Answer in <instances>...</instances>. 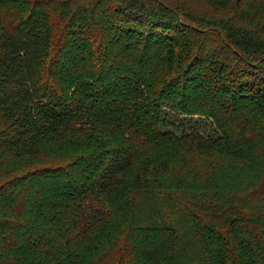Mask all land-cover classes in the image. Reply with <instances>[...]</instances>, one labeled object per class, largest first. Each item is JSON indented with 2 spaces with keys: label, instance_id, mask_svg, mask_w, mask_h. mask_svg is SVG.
Segmentation results:
<instances>
[{
  "label": "trees",
  "instance_id": "16d2710c",
  "mask_svg": "<svg viewBox=\"0 0 264 264\" xmlns=\"http://www.w3.org/2000/svg\"><path fill=\"white\" fill-rule=\"evenodd\" d=\"M10 153L42 163L0 169L7 264H82L126 214L117 264H264V0H0Z\"/></svg>",
  "mask_w": 264,
  "mask_h": 264
},
{
  "label": "rangeland",
  "instance_id": "374dc122",
  "mask_svg": "<svg viewBox=\"0 0 264 264\" xmlns=\"http://www.w3.org/2000/svg\"><path fill=\"white\" fill-rule=\"evenodd\" d=\"M165 114L167 115L166 117V121L169 123L168 126L166 127V129L175 131L176 133H179L181 128L183 126L188 127L189 125H193L195 126L198 130H200L202 133H204L207 136H215L217 134V130L215 128V125L213 124V122L210 119H207L205 117L199 116V115H194V116H188L185 113H182L180 111L177 110H169L168 108H165L164 110ZM4 160V161H2ZM36 163H42V161H37L35 160L32 164H30V160L29 163L24 165V161L17 158L16 156H14L12 153L7 154V156H5L4 158L0 157V169L1 170H14L17 173H21L23 170L27 169V168H31L33 167V165H35ZM239 171V170H238ZM259 175H261L262 173L259 172ZM173 175V174H172ZM239 181H241L240 187L242 188L243 186L245 187L243 190H245L248 185H247V181L249 180V176H248V172H244L241 170L240 174L238 175ZM163 179H166V176L163 177ZM256 179V178H255ZM253 179V180H255ZM241 190V191H243ZM238 197H242V202L239 204L236 201V206L240 207L241 209L246 210L247 208L250 209H255L258 208V204L257 200L258 197L254 196L251 198V202L252 205H249V202H246L243 200L244 195L241 194ZM136 200L138 202H142V203H148V201L150 200V203L153 202L154 197L148 200L142 199V198H136ZM254 202V203H253ZM256 203V204H255ZM115 207V206H113ZM263 208L259 209L258 211L261 212ZM120 213H118L116 215V217L118 218V215ZM126 214V213H125ZM127 218V214L124 215L123 217H121V220H116L108 225H106L103 229V232H98L100 233V235L96 234L95 231H90L88 234V236L86 237L85 241H83V244L81 247H85L86 244L90 241L91 236H99L98 239L94 242L97 243L98 247H96L95 249L90 248V246L83 250V254H82V264H117V262L119 261V256H120V249L118 248V246L121 244L123 245L124 243V235H121V231L124 227V223L126 221ZM236 219L237 225L240 224V220L239 218H234ZM122 224V226L120 227V224ZM121 230H120V228ZM93 232V233H92ZM97 232V231H96ZM104 237L106 238L104 241H101V238ZM115 239V240H114ZM118 239V240H117ZM157 241H160V238L157 237L156 238ZM116 246H110L111 244H113L112 242L116 241ZM201 241L199 239H194L193 241L190 242V244L187 246V248L193 252H199V249L201 248ZM82 248V249H83ZM80 248V251L82 250ZM0 264H7V261L5 260V258H1L0 257ZM121 264H124V261L122 260Z\"/></svg>",
  "mask_w": 264,
  "mask_h": 264
}]
</instances>
